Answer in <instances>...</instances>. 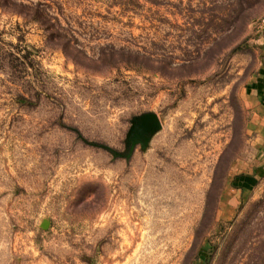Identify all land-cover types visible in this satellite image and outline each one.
Listing matches in <instances>:
<instances>
[{
    "label": "rangeland",
    "instance_id": "374dc122",
    "mask_svg": "<svg viewBox=\"0 0 264 264\" xmlns=\"http://www.w3.org/2000/svg\"><path fill=\"white\" fill-rule=\"evenodd\" d=\"M236 1L0 0V264H264V0Z\"/></svg>",
    "mask_w": 264,
    "mask_h": 264
},
{
    "label": "water",
    "instance_id": "95a60500",
    "mask_svg": "<svg viewBox=\"0 0 264 264\" xmlns=\"http://www.w3.org/2000/svg\"><path fill=\"white\" fill-rule=\"evenodd\" d=\"M130 123L131 127L126 140V149L128 151L126 158L130 157L132 151L137 145L140 146L142 151H145L153 136L162 128L158 116L152 112L133 117ZM110 152L116 157L122 156L116 152Z\"/></svg>",
    "mask_w": 264,
    "mask_h": 264
},
{
    "label": "trees",
    "instance_id": "16d2710c",
    "mask_svg": "<svg viewBox=\"0 0 264 264\" xmlns=\"http://www.w3.org/2000/svg\"><path fill=\"white\" fill-rule=\"evenodd\" d=\"M141 1H143L144 3H151L153 0H114V3L115 5L119 6L123 12H131L137 14V11L141 10L143 6V4L140 3ZM210 3L212 4L214 2ZM203 4H206V2H204ZM234 4L235 6L230 5V10L232 9L231 11L233 14H245L248 9L252 7V0H238ZM211 8H214V4ZM30 11L31 13L33 12V14H40V11L37 8L30 9Z\"/></svg>",
    "mask_w": 264,
    "mask_h": 264
},
{
    "label": "crops",
    "instance_id": "0c3cea01",
    "mask_svg": "<svg viewBox=\"0 0 264 264\" xmlns=\"http://www.w3.org/2000/svg\"><path fill=\"white\" fill-rule=\"evenodd\" d=\"M251 81L254 83L255 90L250 91L249 95V101H250V106L249 108H253L254 112L259 113V115L264 114V106L255 103V95L257 94L258 98H263L264 99V71H262L259 75H257L255 78H253ZM254 93V94H253ZM261 120V118H260ZM255 119L251 122V125L249 126V131L251 132L252 130V125L254 124ZM262 124L258 125L256 129L258 134H260V137L263 136L264 138V119L260 121Z\"/></svg>",
    "mask_w": 264,
    "mask_h": 264
},
{
    "label": "built area",
    "instance_id": "2783aa9c",
    "mask_svg": "<svg viewBox=\"0 0 264 264\" xmlns=\"http://www.w3.org/2000/svg\"><path fill=\"white\" fill-rule=\"evenodd\" d=\"M256 27L257 30L264 35V15L257 21Z\"/></svg>",
    "mask_w": 264,
    "mask_h": 264
}]
</instances>
